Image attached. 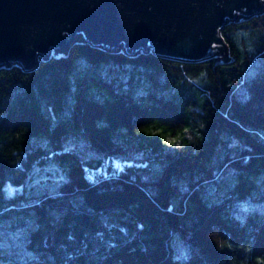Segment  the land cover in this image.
Masks as SVG:
<instances>
[{"label":"trees","instance_id":"1","mask_svg":"<svg viewBox=\"0 0 264 264\" xmlns=\"http://www.w3.org/2000/svg\"><path fill=\"white\" fill-rule=\"evenodd\" d=\"M221 34L228 60L80 42L0 68V264H264V13ZM132 154L159 170L143 179ZM53 162L56 193L6 195Z\"/></svg>","mask_w":264,"mask_h":264},{"label":"water","instance_id":"2","mask_svg":"<svg viewBox=\"0 0 264 264\" xmlns=\"http://www.w3.org/2000/svg\"><path fill=\"white\" fill-rule=\"evenodd\" d=\"M264 13V0H0V68L26 72L80 42L175 62L229 59L221 32Z\"/></svg>","mask_w":264,"mask_h":264},{"label":"rangeland","instance_id":"3","mask_svg":"<svg viewBox=\"0 0 264 264\" xmlns=\"http://www.w3.org/2000/svg\"><path fill=\"white\" fill-rule=\"evenodd\" d=\"M259 63L260 61H258V59L256 58L253 63V66L250 68L251 73L255 71ZM95 75L98 76L97 74ZM245 89L246 88L243 86L238 87L237 92L239 93V95L240 94L242 95V96L240 95L241 97H245L244 96ZM64 147L66 149H71L76 152L82 153L84 158L86 159L88 158L99 159L98 158L99 156L96 155L95 152H92L90 148L87 146V144L83 142L81 139H70L64 143ZM131 158L135 160L134 162L139 169L141 168L143 169L147 167L146 170H144L143 174L141 175L143 179L149 178L150 174H152L153 172L155 173L157 170H159L156 164L151 163L149 160L140 158L136 154H132ZM131 158L130 159H119V158L112 159L108 163L109 167L108 166H105V167H108V169L112 170L113 172L123 171L126 167V164L127 166L132 165V164L128 165L131 163L130 161H133ZM106 162H104V164H106ZM96 171L98 172V174L96 175L94 171H91V175L93 177L100 175L101 171L103 172L102 167H99ZM65 177H66V174L64 173V171H62L61 166L59 164H57L56 162L46 163L41 166L38 165L31 170L29 177H28V181L26 182L25 185L16 186L12 184H6L5 192H6V195L8 196L18 194V193H24L26 199H28L29 201H33L34 199L39 198L43 195L56 193L59 185L63 182Z\"/></svg>","mask_w":264,"mask_h":264},{"label":"snow or ice","instance_id":"4","mask_svg":"<svg viewBox=\"0 0 264 264\" xmlns=\"http://www.w3.org/2000/svg\"><path fill=\"white\" fill-rule=\"evenodd\" d=\"M166 143H173V141H165Z\"/></svg>","mask_w":264,"mask_h":264}]
</instances>
